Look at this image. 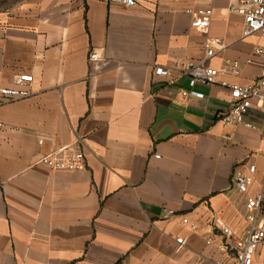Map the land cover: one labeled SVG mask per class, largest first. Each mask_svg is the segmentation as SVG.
Listing matches in <instances>:
<instances>
[{
	"label": "crops",
	"instance_id": "crops-1",
	"mask_svg": "<svg viewBox=\"0 0 264 264\" xmlns=\"http://www.w3.org/2000/svg\"><path fill=\"white\" fill-rule=\"evenodd\" d=\"M135 1L0 3V90L33 77L29 98L0 96V264H234L211 222L242 238L247 199L264 195L260 174L247 196L232 185L236 166L264 167V104L245 116L250 129L215 116L230 107L222 83L259 77L253 50L264 39L242 36L226 0L211 4L206 33L186 13L201 0ZM207 39L218 41L207 66L239 61L240 73H220L196 88L204 99L185 101V66L205 56ZM63 147L84 153L83 170L41 162ZM254 264H264V244Z\"/></svg>",
	"mask_w": 264,
	"mask_h": 264
},
{
	"label": "built area",
	"instance_id": "built-area-1",
	"mask_svg": "<svg viewBox=\"0 0 264 264\" xmlns=\"http://www.w3.org/2000/svg\"><path fill=\"white\" fill-rule=\"evenodd\" d=\"M216 0H201V5L190 8L186 11L191 17V26L201 32L206 33L210 27L213 15L211 4ZM230 4L229 10L232 14L243 19L242 36L244 38L258 35L264 39V0H226ZM107 5H119L126 8L136 6L135 0H104ZM218 41L207 39L204 43L205 56L197 62H189L185 66V74L189 79L187 90L181 92L182 98L187 101L190 98L204 99V94L198 92V86L212 87L217 84L220 73H230L238 76L242 63L239 61H225V67L218 71L207 66V61L214 57ZM253 57H257L264 62V48L256 47L253 50ZM91 62H97L99 55L95 50L89 54ZM252 59H247L245 64L251 65ZM228 69V70H227ZM157 75H167L168 71L163 68L155 70ZM33 77L31 75H20L16 79L14 88H3L0 96L7 101L26 99L31 96V85ZM222 87L229 89L230 107L225 111H220L215 118L226 127H236L244 125L252 128V125L245 123V116L255 104H264V66L259 77L251 84L247 85H227ZM41 162L51 170L56 171H81L85 168V155L82 151L74 150L70 147L53 150L45 155ZM260 174L264 178V167L258 169L256 165H243L235 167L232 174V185L240 195L247 196L249 189L253 186L255 176ZM264 206V195L257 193L247 199L246 221L249 224L244 236L236 238L234 233L225 226L219 219H213L211 229L218 232L223 239L220 252L232 257L234 264H254L256 253L264 244V220H260ZM183 223L190 226L192 230L196 227L187 218ZM177 250L183 249L185 241L177 239ZM211 240L207 241L210 245ZM220 264V263H216Z\"/></svg>",
	"mask_w": 264,
	"mask_h": 264
},
{
	"label": "rangeland",
	"instance_id": "rangeland-1",
	"mask_svg": "<svg viewBox=\"0 0 264 264\" xmlns=\"http://www.w3.org/2000/svg\"><path fill=\"white\" fill-rule=\"evenodd\" d=\"M19 1L21 0H0V3L4 6H11L13 4H16Z\"/></svg>",
	"mask_w": 264,
	"mask_h": 264
}]
</instances>
